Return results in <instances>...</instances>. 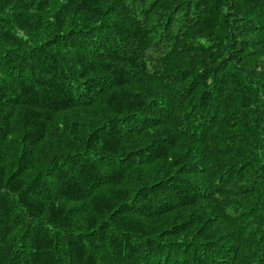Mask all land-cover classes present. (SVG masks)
Masks as SVG:
<instances>
[{"label":"trees","instance_id":"obj_1","mask_svg":"<svg viewBox=\"0 0 264 264\" xmlns=\"http://www.w3.org/2000/svg\"><path fill=\"white\" fill-rule=\"evenodd\" d=\"M0 264H264V0H0Z\"/></svg>","mask_w":264,"mask_h":264},{"label":"bare ground","instance_id":"obj_2","mask_svg":"<svg viewBox=\"0 0 264 264\" xmlns=\"http://www.w3.org/2000/svg\"><path fill=\"white\" fill-rule=\"evenodd\" d=\"M181 220V219H180Z\"/></svg>","mask_w":264,"mask_h":264}]
</instances>
